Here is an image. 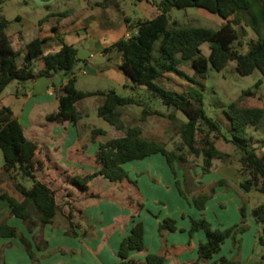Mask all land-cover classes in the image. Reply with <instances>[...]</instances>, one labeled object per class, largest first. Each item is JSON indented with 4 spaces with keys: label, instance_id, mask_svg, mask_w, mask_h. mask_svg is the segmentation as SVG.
Returning a JSON list of instances; mask_svg holds the SVG:
<instances>
[{
    "label": "trees",
    "instance_id": "obj_1",
    "mask_svg": "<svg viewBox=\"0 0 264 264\" xmlns=\"http://www.w3.org/2000/svg\"><path fill=\"white\" fill-rule=\"evenodd\" d=\"M2 2L3 0H0V4ZM155 5L159 12L152 18L132 19L127 16L130 35L105 47L103 52L118 54L121 59L118 67L133 81L134 87L145 86L151 97L158 98L170 108L182 111L187 119L180 118L175 112H160L147 106L139 97L120 95L114 88L95 91L78 88L75 75V67L81 61L78 48L58 35L62 42L58 51L45 53L44 45L49 39L46 36L30 40L24 51L16 49L8 34L11 22L0 10V95L14 81L25 83L40 77L53 78L59 71H65L68 81L55 91L59 107L49 113L47 119L56 123L73 122L77 125L82 119V112L77 104L84 98L100 96L102 99L98 105V115L115 128L111 137L99 141V147L93 155L94 169L70 172L60 168L56 162L49 165L47 161H51L50 156L47 159L41 157L39 143L27 137L25 128L15 116L12 107L0 102V147L5 159L3 167L0 168V181H9L22 197L20 200L0 187V200L7 203L11 215L23 220L30 232H34L38 226L44 227L52 223L60 210L58 196L61 195L59 192L62 188L56 184L58 179L47 176L45 169L49 166L54 169L58 167L57 173L63 179L61 185L65 183L75 186L81 192L77 197L82 198L83 194L87 199L106 197L121 207L132 210L135 223L131 233L121 242L118 252L120 261L117 264H143L144 261L131 256L132 251L146 253L147 264H166L170 257V247L166 242L160 252H147L145 224L136 220L145 207L144 197L137 180L133 179L129 170L124 167L128 162L143 160L160 153L166 157L174 172L176 164L184 167L185 187L194 190L198 189V185L194 182L192 169L196 170L200 166L203 174H206L213 170L215 159L224 163L237 159L241 165L240 170L248 174L240 183L241 188L246 192L257 189L264 193V155L258 154L248 140V129L253 126L255 130H259L264 122V107L249 102V97L256 93L250 89L244 90L238 100L230 103L226 114L231 120L233 136L226 138L220 121L207 113L205 93L203 88L198 86L202 85V79L207 77L210 69L221 71L231 59H236V70L242 75L252 74L256 69H260L264 75V0H159ZM189 6L204 8L220 15L225 21L218 28H213L172 18L173 8ZM235 25H249L255 34L246 53L240 51L244 41ZM205 42L209 43L208 55L204 54L201 48ZM37 60L43 62L40 69H37ZM187 62L191 63L194 69L192 75L181 68ZM170 71L188 81L182 91L165 87L157 81ZM262 82L263 79H260L257 85ZM128 105L143 107L140 121H145L152 115H166L176 124L181 142L170 149L164 141L145 137L141 124H129L125 121V109ZM105 135H108V130L93 128L91 143L97 142L98 138ZM221 137L233 143L239 153L238 157L217 146ZM190 155L195 158L192 159ZM19 175L30 178L33 185L28 187L19 181ZM97 179L109 183L106 188L98 185L100 190L104 189L102 191L105 194L102 196L93 189ZM219 183H225V180ZM177 186L180 193L188 198L178 180ZM71 193L69 190L65 192ZM209 198V194L204 192L195 197L194 201L197 207L203 210ZM256 210L257 221L264 222V202L260 203ZM240 212L241 222L226 228L212 227L205 217L191 218V238L200 229L206 232L207 238L199 244L197 260L182 264H246L242 261L241 249L235 257L222 255L215 258L227 238L235 237L246 229V203H242ZM69 224L66 234L78 236L80 233L74 221L70 220ZM178 229L176 219L172 217L164 218L159 225L163 238L165 231ZM88 233L89 230L85 229L81 235L87 236ZM1 237H18L26 245L32 260L37 259L32 241L7 219L0 221ZM259 241L263 247L264 259V234L260 236ZM43 245L39 242L37 244L39 248H44L48 242H43Z\"/></svg>",
    "mask_w": 264,
    "mask_h": 264
},
{
    "label": "crops",
    "instance_id": "obj_2",
    "mask_svg": "<svg viewBox=\"0 0 264 264\" xmlns=\"http://www.w3.org/2000/svg\"><path fill=\"white\" fill-rule=\"evenodd\" d=\"M135 1H137V5L143 9L145 14H147V17L144 18H152L158 14L159 11L155 2L159 0ZM87 2L88 4L86 6H83L78 10L72 6L67 7L66 18L69 19L72 24L73 29H70L71 31H69L70 34H73L72 36L66 37V35H64L66 33L62 35L60 28L66 23L64 21H60L61 19L51 23V28L55 31V33L61 35L66 42L75 45L79 51H82L86 57L84 59H80L81 61H85L88 65L94 55V47L102 52L105 47L110 46L120 38L129 36L130 30L128 28V23L126 22V17L129 15L125 13V11L121 10L122 5L120 0H87ZM99 8L100 12L98 15H93V17H91V14L89 15L91 18L90 20L84 23L78 21L83 17L82 13L89 10L94 12ZM106 11L107 13H110L107 15V18L112 20L116 17L118 18L116 19L118 21H112L106 24V22L99 20L98 16H105L103 12ZM17 18L22 19L20 15H18ZM131 18L137 19L143 17L137 16ZM8 34L13 41L14 47L23 51L25 50L26 44L33 39H26L22 31L12 29L11 27L8 28ZM88 38L92 41V45L90 47L82 45V42ZM61 47L62 42L59 40V42L52 49L49 51L44 49V51L45 53L55 52ZM107 54L113 58L114 52H109ZM23 55L24 53L21 57H23ZM37 62L39 63V67H37V69L42 68V60H37ZM120 62L121 59L118 58L116 65L112 62L108 64L107 69L101 68L100 70H95L94 72L96 75L101 76L102 72H113L116 69L115 67L122 71L118 67ZM67 81L68 77L64 78L61 85L67 83ZM121 82L123 83V86H131V84L125 82L124 78H122ZM61 85H56L55 76L53 78L40 77L32 80V85L27 82L24 85L20 84L16 86L15 89L12 90H8L7 87L0 95V102L12 107L15 116L24 126L25 133L28 138L37 141L40 148L41 146H44L41 142H45L44 149L46 151H42L41 149L40 154L43 159H46L45 155L50 156L51 161L47 162H56L60 168L62 167L63 169H68L70 172H75L77 170L82 171L84 169H94L93 155L98 149L99 141L101 139L98 138L97 142L91 143V132L93 128L100 126H95L93 124L92 126L91 124L85 123L82 128L90 129L89 132H86L88 133V136H86L84 140L80 138L76 139L75 136L76 134H79V128L77 127L79 122L83 121L86 117L89 118V114L87 112L80 110L82 112V119L77 123V125L73 122H69L67 124L56 122L46 123V120H44L47 114L56 111L59 107L55 91ZM37 109L41 110L40 116L38 117L41 120V123L39 124V126H41L40 128L34 126L36 124L34 113ZM46 124L50 127V131L48 132V136L44 137L45 132L42 130V127L46 126ZM73 125L78 128V131L76 130V133L71 136L70 131ZM62 127H64L63 130ZM28 129L31 130L29 133H27ZM86 144H88L87 147ZM158 154L160 153L150 155L146 157L145 160H149L151 158L155 159L156 157L160 162H162L163 166L166 167L162 156H159ZM135 161L128 162L127 170H129L130 176L137 180L144 200H148L145 203V207L140 212V215L136 218V220L143 221L145 224V243L148 248L147 252H160L162 248V241L159 232V225L166 217L175 218L179 229L186 230L183 232L186 235L183 236V234L180 237L181 240L178 242L176 241L179 239L178 236L176 237V232L178 231H176L175 234H172L168 239L167 245L171 246L173 243H186L190 238L187 232L190 228V220L189 217H185V215L187 214L192 216V209L194 207L191 204L188 205L184 199H182L177 187L175 186V178L170 179L168 177L169 183H171L170 185H168L166 180L163 178L165 183L162 184V181L159 179L160 174L157 173L155 168L150 166V163L140 168L138 163ZM4 162V153L0 147V168L3 167ZM216 167L219 168L220 174H218L215 181L217 179H226L228 182H234L235 189L238 192H241V194L246 193L240 186V168L232 167L230 163L226 162H221L220 167L219 165H216ZM229 167H231V170H229ZM232 168H235V171L232 170ZM55 170L58 171L59 168L57 167ZM55 170H50L48 172L50 174L48 177L58 179L56 180V184L58 187L62 188V191L59 192L61 195L58 196L60 210L52 223H48L44 227L38 226L34 232H30L23 220L19 217L11 215L10 208L7 203L4 200H0V221L7 219L11 225L19 228V230L32 241L33 249L37 257L35 261L32 260L28 254L26 245L18 237H1L0 264H117L120 261L118 252L121 242L125 236L131 233L132 227L135 223L132 217V210L130 208H123L111 200H97L96 198H91L88 201H82L81 198H78L76 202L72 203L68 198V195L70 194H65V191H67V188L65 187L66 184L64 183L61 185L63 179L59 176V173L54 172ZM236 173L238 174L237 176ZM209 174L211 178L204 175L206 180H212L213 175L211 172ZM2 182L3 183L0 184L1 188L6 189L16 198L22 200L21 195L14 190L9 181L5 179ZM95 186L97 187L98 185L95 184ZM98 187L100 188V186ZM224 188L225 187H222L223 192L227 190L229 192L230 185L229 187H226L225 190ZM230 190L232 191V188H230ZM232 194H236V192ZM151 198H154L157 202H159L160 205L157 207L159 208L158 210L151 209L149 203ZM169 198L174 199L173 201L178 203L179 208H176L178 211L174 212L170 209V206L163 201H168ZM233 199L236 201L233 206L234 209H239L241 206L240 198L238 196H233ZM163 203H165V205H163ZM189 212L191 213L189 214ZM69 219L74 221L77 226L76 229L80 234L85 229H88L86 224L89 222L97 224V227H95L96 230H98L97 236L88 240L86 237H81L80 234L78 236L67 235L66 230L70 225ZM206 238L207 237L204 236L203 232L196 231L194 234V241L196 243L195 248L191 251H183L179 254L175 261L170 258L167 260L166 264L191 263L192 261L197 260V246L201 241H205ZM46 241L48 242L47 247L39 248L37 246L38 242L43 245V242ZM252 250H254V248ZM251 254L252 253L250 252L249 255H246L243 252L242 261L249 264L248 262ZM131 256L144 261L143 264H147L145 262L146 253L132 251Z\"/></svg>",
    "mask_w": 264,
    "mask_h": 264
},
{
    "label": "rangeland",
    "instance_id": "obj_3",
    "mask_svg": "<svg viewBox=\"0 0 264 264\" xmlns=\"http://www.w3.org/2000/svg\"><path fill=\"white\" fill-rule=\"evenodd\" d=\"M120 3L122 5L121 10L125 11L129 16L131 17H147V14L143 11V9L137 5V1L135 0H120ZM88 4L87 0H3V2L0 4V10L1 12L10 20V26L12 29H18L23 32L26 39H32L36 36H47L49 37L48 42L44 45V49L46 51H49L52 49L58 42V34L55 33V31L51 28V23L55 22L58 19H61L60 21H64L66 24L62 25L60 30L62 31V35H66V37H70L73 34H70V29H73L72 24L69 19L66 18V11L67 7L72 6L76 8L77 10L82 8L83 6H86ZM100 12V8L96 9L94 12L89 10L84 13H82V18H80L78 21L81 23H84L91 18L89 15L91 14V17L98 15ZM55 13V14H54ZM105 16L101 17L98 16L99 20H102L104 22H115L118 21L116 17L114 19L110 20L107 18V15L110 13L103 12ZM18 15L21 16L22 19H18ZM171 16L173 19H178L181 22L184 23H191L194 25H203V26H209L213 28H218L225 19L222 18L220 15L209 12L208 10L196 7V6H189L185 8H178L175 7L171 11ZM121 17V15H120ZM119 17V18H120ZM87 18V19H86ZM136 19V18H135ZM237 30L241 33V39L244 41V44L240 47V51L242 53H246L249 49V42L251 39L255 37L254 32L252 31L251 27L249 25H235ZM81 45V44H78ZM82 45H85L87 47H90L92 45V41L90 38L84 40L82 42ZM159 45V42L156 44V49ZM202 51L204 54L208 55L210 52L209 43L205 42L201 46ZM94 49V55L91 58L88 65L85 61H80L77 63L75 67V75L77 77V87L84 89V90H110L112 88L116 89V91L123 96H136L139 97L141 100L146 103L147 106H150L153 109H157L160 112H165V114L175 112L180 118L187 119L186 116L182 111H178L174 108H170L167 105L163 104L161 100L155 97H151L149 91L145 86L137 85L134 87L133 81L123 72L116 69L113 72H102L101 76H98L95 74V70L98 71L101 68L108 67L109 63H114L116 65V62L119 58L118 54L114 52L113 58L110 57L109 54L105 52H101L100 50H97L95 47ZM155 53H157V50H155ZM22 59V57H21ZM37 67H39V63ZM236 59H231L228 63V65L221 71H217L214 69H210L207 77L205 79H202V85L199 84L198 86L203 88L205 93V109L207 113L216 118L220 121L222 124V129L224 136L226 138H232V127H231V120L226 114V110L231 102L238 100L239 96L242 94L244 90H253L256 94L254 96L249 97V102L253 105L263 106L264 107V75L261 72L260 69H256L252 74L249 75H242L236 70ZM183 70H185L189 74H193L194 69L191 65V63L187 62L183 66H181ZM68 75L65 73V71H59L55 74V82L56 85H61L64 78H67ZM122 78L125 79V82H128L131 84V86H123V83L121 82ZM263 79V82L260 85H257V82ZM157 81L162 84L165 87L172 88L178 91H182L185 86L188 84V81L178 75L177 73L170 71L166 72L162 77L157 79ZM32 85V80L27 81ZM25 83H19L18 81L12 82L8 86V90L15 89L18 85H24ZM102 99L100 96H91L84 98L81 100L77 106L78 109L81 111H85L89 114V118L86 117L83 119V121L79 122L78 128H79V134L75 135L76 139L80 138L84 140L86 136H88V133L90 129H83L82 126L85 123L97 125L100 127H104L108 130V135L101 136V140H105L108 137H111L113 135L115 128L109 124L105 119L100 117L98 115V105L100 103V100ZM143 107L140 105H128L125 109L126 116L125 121L129 124H141L143 127V135L147 138H154L157 140L164 141L167 143L168 148L172 149L177 146L181 142V137L177 132L176 124L173 123L166 115H152L149 116L145 121H140L139 117L142 113ZM41 110L37 109L34 113V117L36 118V124L35 127H41L39 124L41 123V120L38 118L40 116ZM48 115V114H47ZM47 115L44 120H46V123H53L52 121H49L47 119ZM92 125V126H93ZM90 126V127H92ZM78 128H76L74 125L71 127V136L76 133V130L78 131ZM64 127H62V130ZM42 130L45 132L44 137L48 136V132L50 131V127L46 124V126L42 127ZM31 130L28 129L27 133H29ZM248 140L251 147H254L256 149V152L260 155H264V122L263 126L259 130H255V128L252 126L248 129ZM45 141V140H44ZM44 146H41L42 151H46L44 149L45 142H41ZM217 146L225 151L232 152L236 157L239 156V153L235 149V146L233 143L227 141L224 137H221L217 141ZM159 156H162V159L164 160L166 167L163 166L162 162L159 161L158 158L155 157V159L151 158L149 160H136L135 162L138 163L139 167L142 168L146 164L150 163V166L152 168H155L157 173L160 174V180L162 181V184H164L163 178L166 180L168 185L169 178H175V186L177 187V190L179 191V188L177 186V180L180 182L181 187L185 189V191L188 194V198L184 197L180 191L179 194L181 195L182 199L188 204L192 205L194 208L192 209V216L185 215V217H189L190 220V227H191V218H201L205 217L214 228H226L230 226H234L241 222V212L240 208L234 209L235 205V198L233 199V196H238L242 203H246V229L242 232L237 234L235 237H229L226 239L224 244L222 245V250L215 254V258H218L220 255H227L229 258L235 257L238 253L239 249L241 252V255L246 254L249 255L250 252L251 257L249 259V264H264V259H262V253H263V247L259 241V238L264 233V222H258L257 221V215L258 212L256 210L257 206L264 202V193L253 189L250 192H246L244 194H241V192H238L235 189L234 182H228L226 179H216L218 174H220L219 168L216 167V165H219L221 161L218 159L214 160V167L213 171H211L213 178L207 179L204 177V175H207L208 178H211L209 173L203 174V171L201 167H197L196 170L192 169V174L194 175V182L196 185H198V189H188L185 187L184 182V167L176 164L175 172L171 169L170 165L168 164V161L166 160V157H164L162 154H158ZM191 158H195L194 155H190ZM47 155H45V158L47 159ZM198 159V158H196ZM202 158L199 159L201 161ZM49 165H52L51 162H48ZM232 167H238L241 168L240 162L237 159H234L231 163ZM128 166V163L124 164V167L126 169ZM49 169V170H48ZM235 168H232L234 170ZM50 170H55L53 167L49 166L45 169V173L50 175L48 172ZM165 170V171H164ZM229 170H231V167H229ZM235 171V170H234ZM57 173L58 171H54ZM165 172V173H164ZM167 175V176H166ZM238 174L236 173V176ZM210 176V177H209ZM235 176V177H236ZM169 177V178H168ZM240 177L241 182L244 181L248 174H244L240 170ZM19 181L27 185L28 187H31L33 185V181L30 178L23 177L21 175L18 176ZM221 180H225V183H219ZM63 182V181H62ZM3 182L0 181V184ZM97 185H102L103 187H108L109 183L107 181H104L102 179H97L95 181ZM161 183V182H158ZM94 184V183H93ZM232 184V185H231ZM232 188V191L229 188L228 190L223 192L222 187ZM67 186V190L71 191L72 193L68 195L69 200L74 203L78 200L79 197H77V194H81L80 190L75 188L73 185H65ZM96 188V193L101 194L100 196L104 195L105 192L102 191L104 189H101L95 185H93ZM93 188V189H95ZM188 189V190H187ZM67 192V191H65ZM208 193L210 198L206 202V206L203 210L199 209L194 201L195 197H198L201 193ZM236 194H232L235 193ZM81 198L82 201H88L91 198L96 197H89L88 199L84 197ZM99 196V197H100ZM97 200H105L107 201L108 198H96ZM95 199V200H96ZM174 199L169 198L168 201H165L169 206L170 209L174 212L178 211L176 209L179 208V205L176 201H173ZM148 200H144L146 203ZM225 201V202H222ZM222 202V203H221ZM151 209L158 210L159 208V202H157L154 198L149 200ZM165 205V203H163ZM241 207V206H240ZM176 209V210H175ZM195 210V211H194ZM198 210V211H197ZM191 212H189L190 214ZM195 215H194V214ZM97 224L89 222L86 224L89 233L87 236H83L80 234L81 237H86L88 240L93 239L97 236L98 230H96L95 227ZM178 226V225H177ZM190 229V228H189ZM189 229L187 230L189 236ZM176 231H165V238H163L161 235V241H162V247L163 243H168V239L172 234H175L176 237L178 236L177 242L180 241V237L184 234L183 232L186 230L178 229ZM199 232H203L204 236H206V232L203 229L198 230ZM160 232V231H159ZM184 234L183 236H185ZM175 237V238H176ZM202 242V241H201ZM200 242V243H201ZM199 243V244H200ZM199 244L197 246V250L199 247ZM196 243L193 238H189V240L186 243H173L170 248V257L172 260L175 261V259L181 254L183 251L188 250L191 251L195 248ZM254 250H252L253 248ZM162 250V248H161ZM160 250V251H161ZM159 252V251H158ZM193 262V261H192Z\"/></svg>",
    "mask_w": 264,
    "mask_h": 264
},
{
    "label": "water",
    "instance_id": "obj_4",
    "mask_svg": "<svg viewBox=\"0 0 264 264\" xmlns=\"http://www.w3.org/2000/svg\"><path fill=\"white\" fill-rule=\"evenodd\" d=\"M78 57L84 59L86 57V55H84L82 51H79Z\"/></svg>",
    "mask_w": 264,
    "mask_h": 264
}]
</instances>
